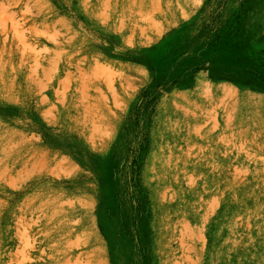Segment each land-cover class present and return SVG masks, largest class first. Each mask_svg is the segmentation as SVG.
I'll list each match as a JSON object with an SVG mask.
<instances>
[{"label": "rangeland", "instance_id": "rangeland-1", "mask_svg": "<svg viewBox=\"0 0 264 264\" xmlns=\"http://www.w3.org/2000/svg\"><path fill=\"white\" fill-rule=\"evenodd\" d=\"M0 264H264V0H0Z\"/></svg>", "mask_w": 264, "mask_h": 264}]
</instances>
